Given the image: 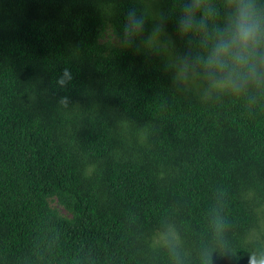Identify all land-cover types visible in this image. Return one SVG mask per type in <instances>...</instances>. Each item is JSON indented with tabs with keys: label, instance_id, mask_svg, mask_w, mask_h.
I'll use <instances>...</instances> for the list:
<instances>
[{
	"label": "trees",
	"instance_id": "1",
	"mask_svg": "<svg viewBox=\"0 0 264 264\" xmlns=\"http://www.w3.org/2000/svg\"><path fill=\"white\" fill-rule=\"evenodd\" d=\"M186 2L0 0V264H247L264 251V95L205 100L199 79L174 80L203 51V33L177 30ZM206 2L221 13L211 31L223 8ZM132 9L146 22L124 46Z\"/></svg>",
	"mask_w": 264,
	"mask_h": 264
},
{
	"label": "clouds",
	"instance_id": "2",
	"mask_svg": "<svg viewBox=\"0 0 264 264\" xmlns=\"http://www.w3.org/2000/svg\"><path fill=\"white\" fill-rule=\"evenodd\" d=\"M223 17L211 31L209 20L215 21L220 10L206 0H187L181 9L177 30L181 34L203 33L202 53L195 57H181L174 65V80L187 85L191 80L203 82V98L220 96L264 95V5L259 0H221ZM145 17L136 9L129 10L123 24L122 44L127 46L144 31ZM162 31L157 24L148 43ZM70 68H64L56 84L66 88L72 81ZM67 106L69 97L61 98ZM165 243L171 244L168 235ZM247 264H264V251L253 252Z\"/></svg>",
	"mask_w": 264,
	"mask_h": 264
}]
</instances>
